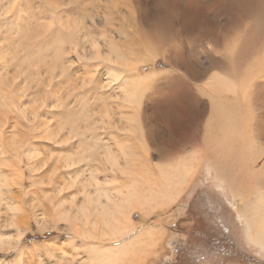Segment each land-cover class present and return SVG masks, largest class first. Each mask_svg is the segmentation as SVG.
Segmentation results:
<instances>
[{
  "label": "rangeland",
  "instance_id": "rangeland-1",
  "mask_svg": "<svg viewBox=\"0 0 264 264\" xmlns=\"http://www.w3.org/2000/svg\"><path fill=\"white\" fill-rule=\"evenodd\" d=\"M53 1L0 5V26L8 19L0 29V92L6 98L0 103V235L20 239L18 249L0 251V264H61L63 254L67 264H88L91 249L80 233L63 230L61 220L43 223L53 220L55 202L83 200L80 180L88 171L63 168L58 159L67 152L82 155L89 145L115 150L131 143L141 155L135 152V169L152 170L154 179L161 167L185 161L194 167L170 205L151 214L133 210L141 229L133 235L144 244H136L139 251L123 264H264V249L249 238L243 217V211L249 219L254 212L264 216V8L240 14L220 0L223 15L210 13L211 29L183 32L151 28L141 16L147 0H140L142 8L134 0ZM215 1L198 5L209 13ZM92 41L121 53L118 79L110 82L108 62L79 57L74 43L86 53ZM216 79L232 87H214ZM24 90L28 110L43 106L38 124L27 122L17 102ZM88 116L100 121L99 137L49 135L51 128L83 124ZM220 154L232 158L228 185L208 168ZM104 175L114 177L109 170ZM21 250L29 254L20 257Z\"/></svg>",
  "mask_w": 264,
  "mask_h": 264
},
{
  "label": "bare ground",
  "instance_id": "bare-ground-1",
  "mask_svg": "<svg viewBox=\"0 0 264 264\" xmlns=\"http://www.w3.org/2000/svg\"><path fill=\"white\" fill-rule=\"evenodd\" d=\"M50 1L51 0H49V2ZM185 1L187 0H147V3L144 2L146 3L145 5L148 4L146 8L147 11L145 13V16H143V14H141V16L143 19L147 18L149 20V25L151 26V28L154 29L165 28L167 30L169 29L174 30L173 28L178 27L179 30L181 31L183 30V32H184V28L186 27L189 28V26L195 28L209 27V29H211L210 27L213 23L210 20V13L214 12L215 15L216 14L221 15L222 13L219 11L220 10L219 8L222 9V6H224L222 5L220 7L221 4H218L220 0H217L213 4H209V9H207L209 10L208 13L203 11L204 9L201 10L202 7L198 5V2L200 0H191V1L189 0L190 3L188 5H186ZM7 2H9V0H0V5ZM134 2H136L137 8H142L141 7L142 3L140 0H134ZM225 2L227 8H229L232 11L237 10L238 12H240V14L249 13L250 11L253 10L261 11L264 8V0H225ZM202 4H204V1ZM216 4L219 6H216ZM116 5H118V3ZM210 5L213 6L210 7ZM204 7L207 6H205L204 4L203 8ZM197 18H199L200 20ZM237 18L235 21L238 20ZM201 20L204 21L202 22ZM7 21H8L7 18L1 21L2 25L0 26V29ZM189 30H191V28ZM213 34L214 33H212V35ZM74 46H75V51L77 52L80 58L87 59L89 61L108 62L107 64L110 65V78H111L110 82L120 77L119 74H121V71L118 70L115 63L116 61H118L117 59L120 57L121 53L117 52V48L113 44L109 45L108 46L109 49L104 51L100 49L99 44L97 42L92 41L90 49L89 51L86 50L87 51L86 53L81 51L82 47H79L78 43L75 42ZM121 60H126V57H123ZM190 72L194 74L192 68H190ZM15 78H17V76ZM12 80L13 79H11V82H15L17 79H14V81ZM110 82L108 83V85H110ZM213 84L214 87H219L221 88V90L229 89L232 87L231 83L222 79H216L213 82ZM12 85H14V83ZM238 86L240 87L243 85H238ZM22 88L19 89L22 91L23 90ZM27 96L28 94L26 93V90H24L23 92H21V95H19V97L17 95L18 98L17 102L21 105L20 109L23 110L27 122L32 123L31 125H34L35 123L38 124L39 121L37 120V117L39 116L40 109L43 106H37L38 108L35 107L36 109L33 108L28 110L26 102L24 103V99H26ZM5 101L6 98L1 93L0 103H5ZM84 118L85 117H83L82 119ZM75 126H79V127H75ZM80 127H84L85 130H80ZM129 129L130 127L127 128V130ZM134 129L135 128H133V130ZM98 130H102L100 121L95 117L88 116L87 118L84 119L83 124H75L70 127H66L65 125H60L58 128L57 127L51 128L48 132L50 133L49 135H53L54 137H59V135L62 132H64L63 136L64 137L67 136L68 139H71V134L75 135L76 133H80L84 137L92 139L93 137L100 136V134L97 133ZM134 144L135 143H131L129 145H124V146L121 145L118 146V148H116L115 150L111 149L110 145H106V144L105 146H99L97 144L93 146L89 145L88 149H82L80 151L82 155L80 154L70 155V152H67L66 154L63 155V159L60 158L58 159L57 164H59V161H61L63 168L68 169V168H72V166H76V167H81L82 169L88 171L87 175H85V177L80 180L83 186V189L81 190L83 194V200L76 203L75 201L76 197H74L71 200L70 204L55 202L53 204V212H54L53 220L45 218L43 219V223L44 226H46L47 224L56 225L57 222L61 220L64 222V225L67 228V229L63 228V230L72 232L74 234L80 233L87 241L83 245L91 249V253L89 257L90 258L92 257V259L88 262V264H123L126 261V259L129 258V256H133L129 254L133 252L134 250L133 247L136 244L138 245L139 243H140L139 246L141 244H144L141 243V241H139L140 235L138 236H135L137 234L133 235L135 232H139L141 230V229L138 230L137 224L132 221V216H134L133 210L140 208L144 210L143 211L144 214L146 213L151 214L154 213V209L156 207L161 208V205L165 207L170 205L172 201L175 200L174 198L176 196L178 197L181 194V188L183 187L182 183L184 182L186 177H188L191 174L192 169L194 167L193 162H187V161L181 162L174 167L172 165H169L167 167H161L157 179H154L152 170L150 171L142 170L143 172H140L139 169L138 170L135 169L136 168L134 166L136 164L135 161L137 162L138 159L136 156L139 157L140 154L137 155V149L135 151L136 145ZM135 152H136V156H135ZM221 155L222 154L219 155L221 159H217V160L213 159L214 164H209L208 168L215 171L217 179L219 178L224 184L228 185L229 182L227 178L225 179V173L226 171L231 170L230 166H231L232 158L230 155H225V154L223 156ZM221 160L223 163H221ZM45 164L46 163H44L42 166L43 167L46 166ZM219 164L221 166L217 167ZM30 165H32L33 168L37 166L34 163H30ZM221 167L222 169L221 171H219V168ZM53 168H55L54 171L53 170L49 171L50 173L49 179L52 185L55 186L58 184L59 180L57 177L54 178L52 176L55 175L56 170L58 168L56 167ZM106 170H109L111 175L114 174V177L111 178L109 176L108 177L105 176L104 172ZM101 171L103 173H101ZM100 173L101 175L99 176ZM220 174H222V176ZM1 176L2 175L0 172V178ZM120 177H123V181L125 180L124 181L125 183L120 181ZM84 180L85 183H83ZM1 186L2 183L0 184V189ZM228 187L231 191L232 187L230 186ZM12 211L13 212L11 217L14 219L17 216L15 211L18 212L19 208H16L15 211L14 210ZM243 217L246 222V228L248 230L249 238L257 245H259L261 248L264 249V216L260 217V214L254 212L251 215V218L249 219L245 211H243ZM10 221L12 223H15L13 220ZM22 233L23 232L21 230L20 234ZM148 233L150 234L149 239L151 236L153 237L152 239H154L155 232L149 231ZM124 236L127 238L129 236L130 238L120 242V240ZM108 239L109 241L116 243L111 245L106 244L107 246L104 245L105 241ZM154 244L156 245V243ZM154 244L151 245L155 246ZM19 245H20L19 238L14 239L10 235H5V234L0 235V251L1 250L10 251L16 248L18 249ZM136 249L137 248H135L134 251H139ZM25 254H29V253L26 250H21L18 255L22 257ZM134 257L132 258L130 257L131 258L130 260H132ZM15 260L17 261V259ZM60 261L61 264H67L68 262L64 254L60 257ZM133 261L135 262V260Z\"/></svg>",
  "mask_w": 264,
  "mask_h": 264
}]
</instances>
